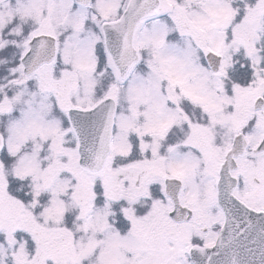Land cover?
<instances>
[{"label":"snow or ice","instance_id":"6c2138e0","mask_svg":"<svg viewBox=\"0 0 264 264\" xmlns=\"http://www.w3.org/2000/svg\"><path fill=\"white\" fill-rule=\"evenodd\" d=\"M0 264H264V0H0Z\"/></svg>","mask_w":264,"mask_h":264}]
</instances>
